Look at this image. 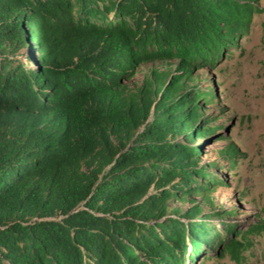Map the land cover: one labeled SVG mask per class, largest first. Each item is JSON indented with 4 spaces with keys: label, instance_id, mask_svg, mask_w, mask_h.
Segmentation results:
<instances>
[{
    "label": "trees",
    "instance_id": "trees-1",
    "mask_svg": "<svg viewBox=\"0 0 264 264\" xmlns=\"http://www.w3.org/2000/svg\"><path fill=\"white\" fill-rule=\"evenodd\" d=\"M256 1L0 0V264L240 257L264 221L215 229L168 201L206 196L223 182L208 170L235 164L228 143L197 165L214 95L187 82L247 34ZM154 61L172 68L128 91Z\"/></svg>",
    "mask_w": 264,
    "mask_h": 264
},
{
    "label": "rangeland",
    "instance_id": "rangeland-1",
    "mask_svg": "<svg viewBox=\"0 0 264 264\" xmlns=\"http://www.w3.org/2000/svg\"><path fill=\"white\" fill-rule=\"evenodd\" d=\"M256 4L262 8L264 0H257ZM18 55L25 61L24 49ZM172 63L154 61L141 65L126 81L128 91H137L144 78H150L151 70L169 71ZM192 71L193 79L188 85L212 88L214 97L201 112L212 116L207 125L216 127L194 140L201 150L197 165L217 160L218 151L228 143L237 148L238 156L233 166L219 160L215 168L208 170L223 180L209 194L169 200L168 207L182 212L195 202L210 226L218 229L224 220L245 232L252 223L264 221V10L253 14L247 34L238 36L235 47L224 50L212 67ZM224 212L231 213L221 215ZM239 239L244 241V247L238 259L230 253L217 255L215 251L221 248L218 245L208 247L207 257L196 258L194 264H264V232Z\"/></svg>",
    "mask_w": 264,
    "mask_h": 264
}]
</instances>
